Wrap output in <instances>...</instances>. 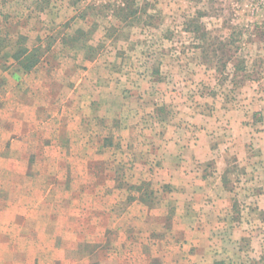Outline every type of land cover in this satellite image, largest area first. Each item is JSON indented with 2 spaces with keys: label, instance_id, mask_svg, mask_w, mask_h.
Instances as JSON below:
<instances>
[{
  "label": "rangeland",
  "instance_id": "374dc122",
  "mask_svg": "<svg viewBox=\"0 0 264 264\" xmlns=\"http://www.w3.org/2000/svg\"><path fill=\"white\" fill-rule=\"evenodd\" d=\"M58 255L264 264V0H0V264Z\"/></svg>",
  "mask_w": 264,
  "mask_h": 264
},
{
  "label": "crops",
  "instance_id": "0c3cea01",
  "mask_svg": "<svg viewBox=\"0 0 264 264\" xmlns=\"http://www.w3.org/2000/svg\"><path fill=\"white\" fill-rule=\"evenodd\" d=\"M84 177V176H86V174H82L81 175V177ZM159 179H164V182H168V183H170L171 185H172V190L170 191V193L172 194V192L173 193H176L177 191L176 190H178V192H183V193H186L187 194V185H186V182L184 181V182H182V183H178L177 181H176V179H175V177H173V176H171V173H169V175H167L166 173L165 174H161V176H159ZM183 185L184 186H186V189H180V188H183ZM50 189V188H49ZM17 191H18V189H17ZM173 199V198H172ZM110 201H113V200H110ZM187 203V200L185 201V200H182V202H179V200L177 201V200H172V201H170L169 203L168 202H166V204L168 203V206H167V209H168V207H169V205H174V207H175V209H172L171 211L172 212H175V214H176V210H178L180 207H182L183 206V204L184 203ZM95 203L96 202H94L93 204L95 205ZM161 206L162 208L164 207V203H159V204H156V205H153L151 208H155V206ZM96 206V205H95ZM156 207V208H157ZM166 207V206H165ZM151 210H147V212L146 213H148V214H150L151 212H150ZM170 211V212H171ZM181 214V212L179 213V215ZM183 215H185L186 216V214L184 213ZM168 219H170V221L169 222H171L172 224H174V222H175V217L172 219V218H168ZM177 220L179 221V222H181V220H182V218H180L179 216L177 217ZM16 223H19V221H17ZM81 223H83V219L81 218ZM84 224V223H83ZM82 235V234H81ZM44 251V253H45V256L46 257H50V258H52L53 257V253L52 252H48V250H43ZM57 253H59V252H57ZM59 256V255H58ZM62 258H63V255H61V256H59V257H55L54 259H55V261L56 260H59V262H60V264H66V263H63V261H62ZM15 262V263H14ZM14 262H13V264H23L22 263V257H20V258H18V259H15L14 260ZM51 263H53V264H57L56 262H54V260H53V262H52V260L50 261ZM24 264H39V262H38V260H37V257L36 256H32V258H29L28 260H26L25 261V263Z\"/></svg>",
  "mask_w": 264,
  "mask_h": 264
},
{
  "label": "trees",
  "instance_id": "16d2710c",
  "mask_svg": "<svg viewBox=\"0 0 264 264\" xmlns=\"http://www.w3.org/2000/svg\"><path fill=\"white\" fill-rule=\"evenodd\" d=\"M13 59L17 62V65L24 71H30L38 62V58L34 56V52L29 51L27 48L18 47L12 55ZM138 189H142L138 187ZM155 191H148L146 188L142 191L141 199L145 203L154 205ZM213 264H225L223 260H215Z\"/></svg>",
  "mask_w": 264,
  "mask_h": 264
}]
</instances>
